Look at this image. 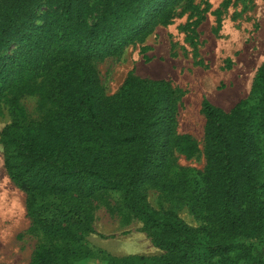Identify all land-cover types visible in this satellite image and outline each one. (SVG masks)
I'll return each mask as SVG.
<instances>
[{
	"label": "trees",
	"instance_id": "1",
	"mask_svg": "<svg viewBox=\"0 0 264 264\" xmlns=\"http://www.w3.org/2000/svg\"><path fill=\"white\" fill-rule=\"evenodd\" d=\"M41 1L53 10L31 24ZM145 1L101 0L97 18L86 24L80 19L88 0H0V54L16 43L0 61V93L42 78L41 94L52 105L39 120L13 121L0 132L3 166L25 192L31 225L63 242L36 251V264H71L66 243L91 231L90 201L99 192L119 194L164 251L159 264H264L257 244L264 238V61L249 95L228 111L202 99L205 165L175 170L174 151L189 156L195 147L174 134L178 97L170 83L129 75L106 96L93 66L188 0H166L148 18ZM145 185L181 196L206 225L192 227L151 207ZM47 199L57 205V218L45 216ZM199 237L207 250L201 257L194 253Z\"/></svg>",
	"mask_w": 264,
	"mask_h": 264
},
{
	"label": "rangeland",
	"instance_id": "2",
	"mask_svg": "<svg viewBox=\"0 0 264 264\" xmlns=\"http://www.w3.org/2000/svg\"><path fill=\"white\" fill-rule=\"evenodd\" d=\"M101 0H88L80 22L89 24L99 14ZM166 0H146L142 16L148 18ZM53 10L41 1L31 10L29 22L42 24ZM16 48L9 42L0 54L7 61ZM264 61V0H188L170 17L160 15L146 35L122 47L114 55L93 62L106 96H112L125 78L135 75L170 83L177 99L174 134L187 136L195 150L186 156L174 151L175 170H202L204 116L201 101L228 111L247 97L257 68ZM42 78H35L23 89L0 93V132L10 122L39 120L52 109L41 94ZM144 195L157 210H167L192 227L206 221L193 213L186 200L145 185ZM25 192L6 174L0 139V264H36L35 252L63 242L48 238V233L31 225L25 207ZM44 214L57 218L60 211L50 199ZM50 207V208H49ZM91 231L66 243L74 251L71 264H159L164 253L153 245L142 222L123 204L117 192H99L90 201ZM69 224L76 221L68 215ZM74 220V221H73ZM264 249V238L257 242ZM204 239L194 247L196 256L207 254Z\"/></svg>",
	"mask_w": 264,
	"mask_h": 264
}]
</instances>
